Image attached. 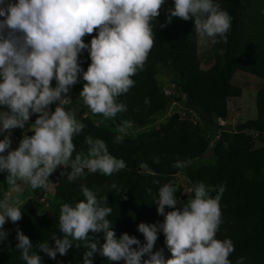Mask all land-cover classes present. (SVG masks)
Returning <instances> with one entry per match:
<instances>
[{
  "label": "clouds",
  "instance_id": "obj_1",
  "mask_svg": "<svg viewBox=\"0 0 264 264\" xmlns=\"http://www.w3.org/2000/svg\"><path fill=\"white\" fill-rule=\"evenodd\" d=\"M165 2L0 0V173L5 174L9 188L44 189L58 167L69 182L89 173L111 176L127 167L123 159L109 153L103 139L86 135L84 147L77 150L74 140L86 126L67 107L72 102L69 91L81 83L78 97L82 104L92 116L104 121L127 111L119 98L135 86L132 77L144 69L155 43L153 22H157ZM174 17L192 19L201 42L227 43L232 18L214 0H174L167 8L166 23ZM86 35L91 36L88 43L83 39ZM84 50L90 59L86 69L80 64ZM144 103L150 104V99L145 98ZM53 104L54 110L50 108ZM33 114L35 119L30 122ZM131 126L127 120L117 125L113 143H122ZM16 128L24 131L12 148L11 132ZM154 162L159 163V158ZM191 163L177 159L172 167L185 169ZM80 188L82 200L74 205L63 203L59 208L62 235L52 234L53 246L49 240L36 245L49 258L55 259L57 253L66 255L75 244L86 248L82 264H93L96 255L107 261L123 260L124 264H231L229 257L235 251L232 240L216 235L222 223L224 185L198 182L191 189L194 195L186 201L177 198L173 182L160 186L154 203L163 221L138 224L143 244L127 233L117 238L109 219L112 208L107 195L98 196L83 184ZM110 189L127 199L126 191L115 182ZM147 191L151 194L150 188ZM25 203L7 191L0 198V242L7 237L3 226L22 218ZM101 232L104 242L98 245L90 233ZM158 232L163 233L171 253L167 259L161 252L152 251ZM16 239L15 249L25 264H41L29 237L17 229ZM145 255L148 258L142 259ZM237 264H243V257Z\"/></svg>",
  "mask_w": 264,
  "mask_h": 264
},
{
  "label": "trees",
  "instance_id": "obj_2",
  "mask_svg": "<svg viewBox=\"0 0 264 264\" xmlns=\"http://www.w3.org/2000/svg\"><path fill=\"white\" fill-rule=\"evenodd\" d=\"M173 2L166 0L157 22H153L154 47L144 69L132 77L135 86L119 98L127 106V111L118 113L112 119V128L83 116L80 120L86 127L74 140L77 150H80L84 147L86 135L103 139L109 153L123 159L127 167L111 176L89 173L75 182H69L66 176H62L63 169L58 167L53 172L57 211L50 217L39 214L32 198H28L21 209L22 218L16 223L9 220L5 226L7 237L0 242V264H25L20 251L15 249L17 229L32 241L33 251L41 257V264H82V255L86 251L83 246L77 248L74 244L66 255L57 253L58 259H51L36 248L45 240L53 246L52 234L62 235L58 229L59 208L63 203L74 205L83 199L81 184L98 196L107 195V203L112 208L109 219L117 238L127 233L139 239L141 244L145 243L137 226L141 222L153 224L163 221V216L157 214L154 201L160 186L168 182L175 184L174 176L179 169L172 167L173 162L177 159L195 161L203 156L209 148V139L202 130L216 133L218 129H223L217 118H226L228 102L241 96V88L232 82L236 70L264 81V0H214L229 13L232 20L227 43H212L213 62L207 69L200 66L193 20L174 17L166 23L167 8ZM95 34L94 31L92 35ZM83 39L88 43L91 36L86 35ZM89 63L87 50H84L80 54L82 69H86ZM160 69L179 76L183 104L195 112L198 120L190 118L189 112L187 115L175 112L157 129L142 132L136 137L124 136L122 143H113L115 129L122 121L127 120L132 126H144L169 108L171 96L160 88L157 80ZM73 87L81 90L82 85L77 83ZM145 98L150 99V104L144 103ZM50 108L54 110L55 104ZM255 109V118L240 122L233 132L220 131L219 139L211 148L215 158L212 164H203L188 171L191 189L198 182L207 186L224 185L226 188L220 200L222 223L216 235L218 239L232 240L235 251L229 257L231 264H237L241 257L243 264H264V142L258 143L250 133H264V83L256 92ZM22 133L19 128L12 130V148L18 145ZM155 158H159V163L154 162ZM4 177L5 174L0 173V182L6 190L9 187ZM112 182L126 191V200L110 189ZM149 188L151 194L147 191ZM191 189L188 194L182 195V201L194 195ZM32 192L37 198H43L45 190ZM211 195L214 196L215 192ZM157 235L152 251L161 252L167 259L171 253L164 235L162 232ZM90 236L98 241V245L104 242L102 232L90 233ZM147 258L145 255L142 259ZM93 264H124V261H107L96 255Z\"/></svg>",
  "mask_w": 264,
  "mask_h": 264
},
{
  "label": "rangeland",
  "instance_id": "obj_3",
  "mask_svg": "<svg viewBox=\"0 0 264 264\" xmlns=\"http://www.w3.org/2000/svg\"><path fill=\"white\" fill-rule=\"evenodd\" d=\"M211 41L206 43L201 42L200 38L197 36V49H198V59L200 62V66L202 69H207L212 64V55H211ZM157 80L159 83L160 88L171 96V104L166 112L159 114L155 117V119L147 125L144 126H132L127 130V137H136L138 134L157 129L161 124H163L173 113L178 112L181 115L186 114L189 112L190 118L197 121L198 117L196 116L195 112L192 110H188L185 108L183 104V96L179 92V76L171 71L160 69L159 73L157 74ZM232 82L241 88L242 94L238 98H233L228 102V114L227 117L224 119L217 118L220 122V127L223 129H218L216 133L209 132L202 130V132L208 137L209 139V148L204 153L203 156L192 161V163L185 169H179L176 175L174 176L175 185L177 186V198L182 201V195L188 194L191 189V182L189 179L188 171L195 170L199 166L203 164H212L214 162V156L211 153V148L215 144V142L219 139L220 131L225 130L226 132H233L236 128V125L240 122L246 121L251 118H255L256 116V109H255V95L258 88L264 83L263 80L255 77L252 74L236 70L233 75ZM52 86H55V81H52ZM80 90L76 89L72 86L69 91V96L72 99V102L68 105L70 109L76 112L77 118L80 120L83 116H88L92 120H94L99 125H103L109 128H112L111 120L104 121L103 117L99 116H92L89 113V110L82 104V101L78 97ZM56 106V105H55ZM35 114L30 117V122L34 121ZM23 132L24 130L21 129ZM251 134L257 140L258 143L264 142V133H258L250 131ZM2 136V135H1ZM11 140L13 143V138L11 135ZM145 171V170H143ZM54 185L55 179L54 174L52 173L49 176V183L46 188H44L45 192L43 198H37L32 190L27 186H22L21 191H16L15 189H6L2 182H0V198H2L5 191L9 192L13 197L19 196L23 200H27L28 198H32L37 208L39 214H43L45 216H52L58 208V200L54 195ZM8 222V221H7ZM3 226L5 229V226ZM58 259V258H56Z\"/></svg>",
  "mask_w": 264,
  "mask_h": 264
},
{
  "label": "built area",
  "instance_id": "obj_4",
  "mask_svg": "<svg viewBox=\"0 0 264 264\" xmlns=\"http://www.w3.org/2000/svg\"><path fill=\"white\" fill-rule=\"evenodd\" d=\"M221 119H224V118H220V121H221ZM218 124L220 125V122L218 121Z\"/></svg>",
  "mask_w": 264,
  "mask_h": 264
}]
</instances>
